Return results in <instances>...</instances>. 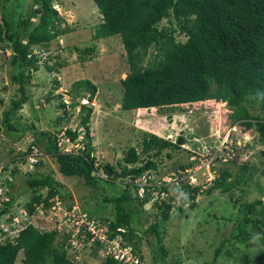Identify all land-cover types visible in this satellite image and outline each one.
<instances>
[{"label":"trees","instance_id":"obj_1","mask_svg":"<svg viewBox=\"0 0 264 264\" xmlns=\"http://www.w3.org/2000/svg\"><path fill=\"white\" fill-rule=\"evenodd\" d=\"M95 3L102 16V23L96 28L93 40L120 36L126 51L130 73L121 80L124 111L186 109L203 100L215 98L232 109L229 118L231 124L241 126L243 132L254 130L259 145L264 149V0H95ZM17 13L5 12L0 19V51L3 56L7 52L11 53V65L14 67L12 82L19 86L18 91L21 93V98L13 100L11 108L4 113L0 134L3 131L15 134L21 132L15 122L19 110L29 99L27 85L31 78L28 70L38 71L40 53L44 49L48 51L51 44L65 34L73 32L69 26L62 28L66 21L54 7V0H33L26 13ZM75 49L81 62L92 60L97 53L95 44ZM56 66L62 67L64 64L56 63ZM47 68L50 71L56 70L49 66ZM55 84L60 85L58 81ZM97 92V85L91 80L77 81L69 93L73 100L70 107L76 108L81 100L92 103ZM88 105H82L80 126L84 131L80 128H63L54 133L36 132L34 142L23 153L24 157L36 153L37 162L34 166L45 169L30 173L27 180L33 190L32 198L27 203L30 215H37L38 207L48 214L57 207L58 202L65 206L68 211L66 218L73 223L80 221L81 215L86 214L87 223L95 222L97 228L106 226L103 232L105 239L99 242V247H105L111 240L121 238L126 246L134 244L141 259H145L140 248L142 238L137 228L140 220L135 211L137 207H133L134 203L141 208L152 203V208L157 211L156 221L143 234L147 235L149 231L155 234L164 252V232L160 224L168 221L176 207L181 212L185 204L195 208L199 194L219 191L237 207L241 204L240 214H237L240 220L232 239L245 245L258 235L257 239L264 244L263 198L244 203L236 199L235 189L241 184L247 185L252 178V174L249 179L246 177L248 164L239 167V174L234 177L230 168L216 169L213 163L210 169L217 175L212 183L205 178L202 185H192L185 172L193 165L187 163L181 167L183 174L178 175L180 183L175 195L170 193L169 185L165 182L160 188L146 187L141 195L139 187L134 184L135 180L145 173L158 172V163L153 158L160 156L166 149H180L181 145L171 139L144 133L141 151L137 146H130L118 162L121 168L119 172L113 164H101L94 155L90 125L94 109ZM62 106L65 108L66 104ZM81 132L85 134L82 146L68 152L67 144H79ZM45 155L56 162L64 178L83 180L85 186L95 194L84 196L80 205H75L74 201L68 203L62 191L64 185L47 172V164L43 161ZM142 155L146 157L142 158ZM261 155L264 156V150ZM23 161L27 163V159ZM8 169L9 166H5L3 170ZM17 172L14 169L12 176ZM102 173L106 174V178L102 177ZM113 176L122 179L124 186L119 195L112 193L108 196L104 185L117 183ZM3 183L0 185V196L3 195ZM7 184L13 187V181L8 180ZM206 186L207 189H204ZM259 190L264 192L262 186ZM154 191L158 194L154 195ZM99 194L103 195L101 201ZM163 194L165 198L160 199ZM5 195L12 196L10 193ZM177 197L184 201L183 204L175 205ZM86 200L98 202L100 207H104L101 208L103 213L107 204H115L116 216L105 217V213L104 216H94L85 209ZM0 203L1 215L8 214L12 202L0 200ZM74 207H78L77 212L72 211ZM118 229L125 232H119ZM75 230L74 227L68 232L56 224L51 230L42 231L28 224L14 241L0 243V264H16L21 252L24 254L23 264H73L69 251L75 248L74 242L80 241L84 243V248H89L93 238L92 233L86 231L87 226L77 234ZM226 243L229 245L230 241L223 239L216 248V263L222 256L232 258L236 251L240 252L236 246L229 248ZM98 258L102 260L101 264H119L109 256ZM261 258L264 255L258 260ZM182 262L180 259L176 264ZM164 263L175 264V259Z\"/></svg>","mask_w":264,"mask_h":264},{"label":"rangeland","instance_id":"obj_2","mask_svg":"<svg viewBox=\"0 0 264 264\" xmlns=\"http://www.w3.org/2000/svg\"><path fill=\"white\" fill-rule=\"evenodd\" d=\"M32 1L0 0V19L5 12L26 13ZM54 7L66 21L62 28L69 26L73 32L65 34L53 42L48 51L44 49L40 53L38 71L28 70L31 78L27 85L29 99L19 110L15 122L21 128V132L15 134L16 132L3 131L0 134V185L2 181L5 182L0 200L12 202L10 212L6 215H1L0 205V226L5 230L0 232V243L14 241L28 224H33L42 231L51 230L56 224L60 229L66 228L68 232L73 229L69 219L66 218L68 211L58 202H56L57 207L48 214L39 207L37 215L28 213L27 203L32 198L33 190L28 186L27 180L30 173L45 169H37V166H34L37 162L34 153L26 156L27 158L22 155L34 142L36 132L54 133L63 128L82 129L80 126L82 105L87 104V101L81 100L79 106L71 108L73 100L69 93L74 83L86 79L91 80L98 89L96 99L88 106L94 109L90 123L93 132L91 137L95 147L94 155L101 164H113L120 172L118 162L125 156L124 152L130 146H137L141 151L144 133L171 139L175 143L182 137L184 142L180 149H166L160 156L153 158L158 163V172H152L153 185H160L156 181H167L170 193L175 195L176 187L180 183L178 175L183 174L181 167L187 163L200 167L199 170L202 168L200 174H197L199 171L196 172L195 168L185 172L190 173L189 180L192 185L196 183L202 185L205 178L211 181L217 175L214 170L212 174L209 167L213 156L220 160L214 161L213 167L216 169L228 167L234 173V177L238 176L239 167L248 164L246 177L249 179L252 174V178L247 185L241 184L235 189L236 199H240L243 203L262 198L264 200V192L259 190L261 186L264 188V156L261 155L264 149L259 145L258 135L254 130L243 132L241 126L231 124L229 118L232 109L228 108L227 104L209 98L186 109L124 111L122 109L124 90L121 80L128 76L130 69L121 37L112 36L98 41L93 40L96 28L102 23V16L95 0H54ZM94 44L97 45V53L93 59L81 62L75 48L84 49ZM10 54L7 52L6 56H3L0 51L2 55L0 56V100L2 101H0V124L3 122L4 113L11 108L12 101L21 98L19 86L12 82L14 67L11 65ZM56 63L64 66H56ZM47 66L56 70L50 71ZM55 81L60 85L56 86ZM63 103L66 104L65 108L62 106ZM84 139L85 134L81 132L79 144L70 142L66 150L72 152L81 147ZM226 142L228 144L225 148L223 145ZM145 157L142 155V158ZM44 158L47 172L64 185L62 191L66 194L68 203L74 201L75 205H80L84 196L91 197L95 194L85 186L83 180L64 178L50 156L45 155ZM23 159H27V163H24ZM204 163H206L205 167L202 166ZM5 166H9L7 171L3 170ZM14 169L18 172L12 176ZM195 175L198 177L194 178ZM102 177L106 178V174L102 173ZM113 177L117 183L104 185L108 196L112 193L119 195L124 186L122 179L118 176ZM8 180L13 181V187L7 184ZM204 189H207V186ZM205 192L199 195L195 208L192 209L190 205L185 204L184 211L181 212L176 207L168 221L161 224L165 253L161 251L155 234L150 231L147 235L143 234L155 222L157 211L152 208V203H148L144 208L134 203L133 207H137L135 211L140 220L137 228L142 238L141 249L145 264H165L164 262H173V259L175 264L180 259L183 261L182 264H215V250L223 239L230 241L229 245L226 243L227 247L236 246L240 252L236 251L232 258L222 256L216 264H264V258L258 260L264 255V244L257 239L258 235L245 245L232 239L240 220L237 214H240L241 204L237 207L219 191L212 194ZM6 193L12 196L7 197ZM164 196L165 194L162 195ZM101 197L103 195L99 194L100 201L103 199ZM183 202L177 197L175 205ZM85 205V209L94 216L97 214L104 216V213L105 217L116 216L115 204H107L104 213L101 209L104 207H100L98 202L86 200ZM75 245L81 247L77 241ZM81 254L82 257L77 264H101L102 260L100 261L89 249L82 250ZM71 257H74L73 251ZM23 258L24 254L21 252L16 264H23Z\"/></svg>","mask_w":264,"mask_h":264},{"label":"clouds","instance_id":"obj_3","mask_svg":"<svg viewBox=\"0 0 264 264\" xmlns=\"http://www.w3.org/2000/svg\"><path fill=\"white\" fill-rule=\"evenodd\" d=\"M70 95V94H69ZM84 101H87V100H84ZM87 104H89L88 103V101H87ZM152 109H154V108H152ZM63 136V135H62ZM182 138V137H181ZM180 139V138H179ZM178 139V140H179ZM178 143V142H177ZM182 146V145H181ZM36 153L34 154V157L36 158ZM196 166V165H195ZM195 166H192V168H189V169H194L195 168ZM188 169V170H189ZM187 170V171H188ZM202 171V170H201ZM201 171H199L197 174H200L201 173ZM189 174L190 173H188V177H189ZM213 174V173H212ZM152 177H153V175H152V173H145V174H143L140 178H138V179H136L135 180V182H134V184H135V186H137V187H139V189H140V194L141 195H143L144 194V192L146 191V187H155V188H159V186H161L162 187V185L161 184H163V182H165V183H167V181H164V180H160V181H156V182H158V184H160V185H153V182H154V180H152ZM196 177H198V176H194V178H196ZM216 177V176H215ZM214 177V178H215ZM213 178V179H214ZM208 179L209 178H207V181H208ZM213 179H211V181H208V182H211L212 183V181H213ZM198 182V181H197ZM168 184V183H167ZM191 184V183H190ZM198 183H196V184H194V185H197ZM155 188H154V190H155ZM133 191H134V189L132 188V193H133ZM149 191H153V190H149ZM205 191V190H204ZM154 193V195H157L158 193H157V191H154L153 192ZM134 194V193H133ZM200 195V194H199ZM199 195H198V197H199ZM134 196V195H133ZM198 197H197V199H198ZM163 198H165V197H162V198H160V199H163ZM160 201V200H159ZM197 201V200H196ZM1 202H3V201H1ZM0 205H1V203H0ZM153 206V205H152ZM184 208H185V206H184ZM155 217H156V214H155ZM156 221V220H155ZM161 225V224H160ZM1 227V226H0ZM106 226H104L103 225V228L101 227V228H98L99 230H103V232H104V228H105ZM2 231L1 232H3V231H5V230H3V229H1ZM118 231L119 232H125V230H123V229H118ZM93 235V234H92ZM105 237V236H104ZM99 237H95V238H92L91 240H90V247L89 248H84V243H82V242H80V241H77V242H79L80 244H81V247L80 248H78V247H76V245H75V242H74V246L73 247H75L74 249H72V251H73V256L74 257H71V252L72 251H69V257H70V259L73 261V264H77L78 262H79V260L81 259V257H82V254H81V252H82V250H90L91 251V253L92 254H94V255H96V253H98L97 255V257H101L102 259L104 258V257H112V258H114L115 259V261H117L119 264H126V263H124V261H121V260H119V259H117L116 258V255H118V256H122V255H124V257H126L127 255L125 254V252H130L131 251V253L133 254V256L132 257H136V258H138L139 260H140V262H141V264H145V259H141V257L139 256V251H137L136 249H135V246H134V244H128L127 246L125 245V243L123 242V240L121 239V238H115V239H113V240H111V242H110V244H107L105 247H99L98 245H99V242L100 241H103L104 239H100ZM99 240V241H98ZM141 248V247H140ZM141 251H142V249H141ZM94 252H96V253H94ZM104 256V257H103ZM76 257L78 258V259H76Z\"/></svg>","mask_w":264,"mask_h":264},{"label":"built area","instance_id":"obj_4","mask_svg":"<svg viewBox=\"0 0 264 264\" xmlns=\"http://www.w3.org/2000/svg\"><path fill=\"white\" fill-rule=\"evenodd\" d=\"M226 144H228V142H226L223 145V147L226 148ZM214 160H215V157L212 156L211 160L209 162V167L211 166V164H213ZM199 162H200V160H199ZM205 164L206 163L202 164V166L205 167ZM199 168L200 167H195L196 172L202 170V168H201V170H199ZM72 211L77 212L78 211V207H74ZM74 212H73V216H75ZM81 216H82V219L80 221L75 222V223H73L71 220H69V221H71L70 223H71L72 227L76 228V230H75L76 234L79 233V231L84 226H87V230L86 231L87 232L90 231L93 234V238H95V237H99L100 239H104L105 238L104 235H103V230H99L97 228L95 222L87 223V221H88L87 220V215L86 214H82ZM125 254L126 255L128 254V255L126 257H124V255H122V256L116 255V258L121 260V261H124V263H126V264H141V262H140V260L138 258L132 257L133 254L131 253V251L130 252H125Z\"/></svg>","mask_w":264,"mask_h":264},{"label":"water","instance_id":"obj_5","mask_svg":"<svg viewBox=\"0 0 264 264\" xmlns=\"http://www.w3.org/2000/svg\"><path fill=\"white\" fill-rule=\"evenodd\" d=\"M183 142H184V139H183V138H180V139L178 140V145H182ZM110 175H112V172H110Z\"/></svg>","mask_w":264,"mask_h":264}]
</instances>
